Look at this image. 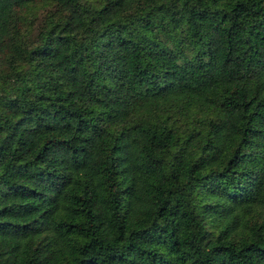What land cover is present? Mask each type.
Here are the masks:
<instances>
[{
    "label": "trees",
    "instance_id": "16d2710c",
    "mask_svg": "<svg viewBox=\"0 0 264 264\" xmlns=\"http://www.w3.org/2000/svg\"><path fill=\"white\" fill-rule=\"evenodd\" d=\"M0 264H264V0H0Z\"/></svg>",
    "mask_w": 264,
    "mask_h": 264
},
{
    "label": "rangeland",
    "instance_id": "374dc122",
    "mask_svg": "<svg viewBox=\"0 0 264 264\" xmlns=\"http://www.w3.org/2000/svg\"><path fill=\"white\" fill-rule=\"evenodd\" d=\"M46 8H49V9H50V7H46ZM44 11H45V9L40 10V11L38 12V14H37L38 17H36V18L34 19V21H33V25H34V26L37 25V22L39 21L41 15L44 13Z\"/></svg>",
    "mask_w": 264,
    "mask_h": 264
}]
</instances>
